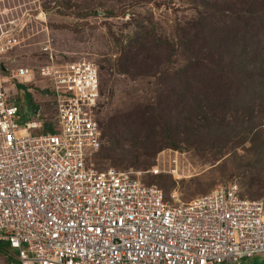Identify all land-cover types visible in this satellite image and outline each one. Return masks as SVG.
Masks as SVG:
<instances>
[{
	"label": "built area",
	"instance_id": "1",
	"mask_svg": "<svg viewBox=\"0 0 264 264\" xmlns=\"http://www.w3.org/2000/svg\"><path fill=\"white\" fill-rule=\"evenodd\" d=\"M6 26L0 20V244L9 248L7 264L264 262V201L243 196L236 183L183 202L142 183L140 172L94 166L103 136L93 63L59 61L41 49L48 60L35 77L52 114L38 109L19 125L17 85L30 87L35 77L2 62L18 41Z\"/></svg>",
	"mask_w": 264,
	"mask_h": 264
},
{
	"label": "rangeland",
	"instance_id": "2",
	"mask_svg": "<svg viewBox=\"0 0 264 264\" xmlns=\"http://www.w3.org/2000/svg\"><path fill=\"white\" fill-rule=\"evenodd\" d=\"M201 2L0 0V20L18 40L2 54V62L12 69L26 67L35 77L37 67L48 60L41 52L46 46L56 60H83L98 68L100 126L105 128L111 119L127 114L143 121L140 125L129 121L132 132L121 143L126 153L109 155L103 151L109 144L103 141L101 154L93 160L97 169L140 172L142 183L158 189L156 178L161 177L171 184L166 197L176 193L183 202L232 183L243 196L264 201V107L249 115L242 106L217 108L210 98L203 101L207 108L200 110L194 103L189 111L174 86V75L187 62L183 47ZM130 56L135 60L133 67L128 73L119 72V66L132 65ZM226 80L221 78L215 85L228 89L231 82ZM38 82L35 77L30 87L18 90L14 101L20 112L19 125L32 119L33 105L41 114H52L50 97L38 88L42 85ZM160 103L169 112L165 122L155 118ZM155 147L159 151L154 158L146 157ZM154 168L160 173L153 175L150 170ZM0 264H7L1 248ZM240 264L264 263L255 259Z\"/></svg>",
	"mask_w": 264,
	"mask_h": 264
},
{
	"label": "trees",
	"instance_id": "3",
	"mask_svg": "<svg viewBox=\"0 0 264 264\" xmlns=\"http://www.w3.org/2000/svg\"><path fill=\"white\" fill-rule=\"evenodd\" d=\"M201 7L196 22L186 27L189 37L183 48L187 51V62L174 75V86L183 108L190 111L189 106L196 103L203 110L208 107L203 101L208 102L212 98L217 108L218 105L230 106V109L236 110L242 106L246 107L249 115L254 114L264 107V0H202ZM132 60L134 58L130 56ZM134 62L119 66V72L128 73ZM202 77L206 79L204 82ZM221 78L230 79L228 89L215 85V81ZM23 88L17 85L18 90ZM33 106L32 112L36 107ZM166 112L169 113L164 105L158 104L155 118L165 122L169 116ZM139 118L127 114L115 117L108 126L101 127L103 141L107 140L109 148L103 149L102 146L99 153L102 149L109 155L116 151L126 153L122 144L127 141L126 133L132 132L128 123L135 121L140 125L143 120ZM51 131L50 127L44 129V132ZM150 150V155L146 157L154 158L159 148ZM156 180L163 194L165 192L164 198H168L171 184H166L161 177ZM0 248L3 255L9 253L6 244L1 243Z\"/></svg>",
	"mask_w": 264,
	"mask_h": 264
},
{
	"label": "water",
	"instance_id": "4",
	"mask_svg": "<svg viewBox=\"0 0 264 264\" xmlns=\"http://www.w3.org/2000/svg\"><path fill=\"white\" fill-rule=\"evenodd\" d=\"M37 111H38V109L34 111V112H35V114L37 113Z\"/></svg>",
	"mask_w": 264,
	"mask_h": 264
}]
</instances>
